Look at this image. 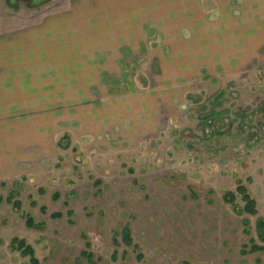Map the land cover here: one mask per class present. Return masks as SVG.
<instances>
[{
	"label": "rangeland",
	"instance_id": "1",
	"mask_svg": "<svg viewBox=\"0 0 264 264\" xmlns=\"http://www.w3.org/2000/svg\"><path fill=\"white\" fill-rule=\"evenodd\" d=\"M68 1L0 0V35ZM208 62L172 88L158 74L115 75L100 96L127 98L100 112L68 106L43 121L28 99L4 107L0 264H30L15 238L41 264H264L252 252L264 248V56L242 71L236 59Z\"/></svg>",
	"mask_w": 264,
	"mask_h": 264
},
{
	"label": "crops",
	"instance_id": "2",
	"mask_svg": "<svg viewBox=\"0 0 264 264\" xmlns=\"http://www.w3.org/2000/svg\"><path fill=\"white\" fill-rule=\"evenodd\" d=\"M63 8L0 35V121L11 119L4 107L27 99L41 106L26 101V112L43 121L68 106L100 112L127 98L100 96L115 75L158 74L172 88L210 71L208 59H236L242 71L264 56V0H69Z\"/></svg>",
	"mask_w": 264,
	"mask_h": 264
},
{
	"label": "trees",
	"instance_id": "3",
	"mask_svg": "<svg viewBox=\"0 0 264 264\" xmlns=\"http://www.w3.org/2000/svg\"><path fill=\"white\" fill-rule=\"evenodd\" d=\"M238 194L242 196L243 201L245 202V212H247L250 215H255L256 214V203L254 200H252L250 198V196L247 194V190L245 187H239L238 189ZM226 201L228 202H233V200L235 199V194L233 193H229L225 196ZM7 201L9 203H13V196H9ZM20 203L15 202L14 205L17 207L19 206ZM56 218H61L62 215L61 214H57L55 216ZM27 224L30 228H35V223L33 221L32 218H28L27 220ZM123 239L128 243L131 244L132 240L130 237V234L128 232H126L123 236ZM11 247L13 248V250L19 251L24 257H29L30 258V264H41L40 261L35 257V252L34 249L28 245L26 243L25 240L23 239H18L15 238L12 243H11ZM264 250L263 247H255L253 248L252 252L255 251H262ZM85 257L91 258L90 255L85 254Z\"/></svg>",
	"mask_w": 264,
	"mask_h": 264
}]
</instances>
